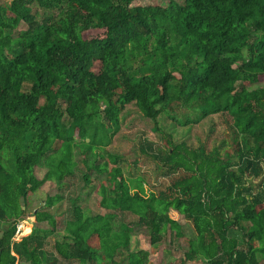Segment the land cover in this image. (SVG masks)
<instances>
[{"label": "trees", "instance_id": "trees-1", "mask_svg": "<svg viewBox=\"0 0 264 264\" xmlns=\"http://www.w3.org/2000/svg\"><path fill=\"white\" fill-rule=\"evenodd\" d=\"M140 1L0 3V229L7 225L0 264L58 258L146 264L149 253L129 251V237L142 228L154 246L167 226L181 237L170 209L192 232L181 262L264 264V0ZM20 22L25 28L15 31ZM128 104L153 123L177 109L192 114L179 124L226 113L231 151H205L163 136L162 149L145 144L140 151L158 162L169 182L157 191L144 188L139 176L123 175L118 154L104 151ZM75 151L86 184L89 171L104 175L98 188L103 212L84 216L72 199L65 233L47 252L48 235L37 224L53 233L62 200L47 194L30 213L36 225L13 240L28 195L44 182L60 185L72 176ZM103 152L106 160L96 162ZM42 159L46 171L37 179L33 168ZM125 214L134 219L117 220Z\"/></svg>", "mask_w": 264, "mask_h": 264}, {"label": "rangeland", "instance_id": "rangeland-1", "mask_svg": "<svg viewBox=\"0 0 264 264\" xmlns=\"http://www.w3.org/2000/svg\"><path fill=\"white\" fill-rule=\"evenodd\" d=\"M4 0H0L2 3ZM167 0H142L140 4H165ZM181 2L182 0H174ZM32 9H36L32 6ZM25 28L23 23H18L15 31ZM96 32L88 35H99ZM262 79L259 78L256 86L262 84ZM246 84V83H245ZM120 124L117 132L113 135L109 143L104 147V151L111 154H118L119 160L116 165L121 168L123 175L133 180L139 176L144 181V188H150L157 191L163 189L169 182V178L163 175V168H161L156 160L151 159L146 154L140 151V148L145 144H150L153 150L162 149L164 145L163 136H170L173 143L184 142L189 147L202 146L205 151H209L212 147L223 146L228 152L231 148L228 145L231 137L230 123L232 119L226 113H217L201 119L197 123L179 124L184 116H191L187 109H177L174 112L160 113L155 122L142 117L137 108L133 104L125 105L120 113ZM172 115V118L169 116ZM153 126L157 130H154ZM222 144V145H221ZM57 146V143L54 145ZM76 152V151H75ZM105 152L102 153L103 158L96 161L98 163L106 160ZM78 153L74 155L77 161V168L74 170L72 176L64 177L60 185L55 180L44 182L37 190L30 193L27 197V208L25 216L18 222L16 226V233L13 240L17 241L21 237L29 234L35 222L33 216L30 215L31 211L36 209L44 199L45 195L60 194L62 200L56 204L55 208V229L53 233L48 232V226L45 223L37 224L42 233H46L45 250L51 251V243L54 239H59L64 233V223L70 218L69 208L73 204H77L82 210L84 216H89L95 213H102L103 209L98 206L100 193L98 191L99 182L104 180L103 174H97L94 170L89 171V183H85L81 179V173L85 170L83 164L78 159ZM95 162L89 159L88 163ZM46 167L43 159L38 166L33 168V174L37 179H40ZM177 174L171 175L172 177ZM259 178L250 179L252 191H256L257 182ZM107 187L109 186L106 184ZM171 219L179 223L181 237L176 238L173 231L167 226L162 232V239L154 246H149L147 233L142 228L134 229L129 237L128 250L135 251L137 249L146 250L148 255V262L146 264H200L196 261H182L183 252L186 250L185 238L192 235L190 223L182 218L181 215L173 210L167 212ZM134 219L133 215L125 214L118 221L130 223ZM24 226L28 227V231L24 232ZM116 224L112 226L116 229ZM135 228V227H134ZM110 237V236H109ZM108 237V238H109ZM107 238V239H108ZM95 237L89 240V243L94 246ZM109 240V239H108ZM110 246V243L108 244ZM98 247H96L97 249ZM99 256V254H98ZM57 258V257H56ZM98 259L96 260L98 262ZM45 264H79L74 260L65 261L57 259L56 262L47 261ZM93 264V263H85ZM98 264V263H94ZM103 264V263H99Z\"/></svg>", "mask_w": 264, "mask_h": 264}, {"label": "water", "instance_id": "water-1", "mask_svg": "<svg viewBox=\"0 0 264 264\" xmlns=\"http://www.w3.org/2000/svg\"><path fill=\"white\" fill-rule=\"evenodd\" d=\"M19 201H22V197H19ZM34 219V218H33ZM7 228V225L4 224L2 225L1 229H0V236L2 235L3 231H5Z\"/></svg>", "mask_w": 264, "mask_h": 264}, {"label": "built area", "instance_id": "built-area-1", "mask_svg": "<svg viewBox=\"0 0 264 264\" xmlns=\"http://www.w3.org/2000/svg\"><path fill=\"white\" fill-rule=\"evenodd\" d=\"M16 233V232H15Z\"/></svg>", "mask_w": 264, "mask_h": 264}]
</instances>
